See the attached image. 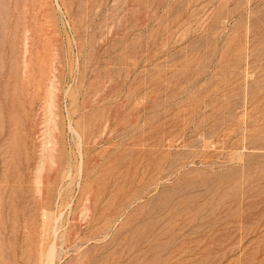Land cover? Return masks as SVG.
<instances>
[{
    "label": "rangeland",
    "instance_id": "obj_1",
    "mask_svg": "<svg viewBox=\"0 0 264 264\" xmlns=\"http://www.w3.org/2000/svg\"><path fill=\"white\" fill-rule=\"evenodd\" d=\"M0 264H264V0H0Z\"/></svg>",
    "mask_w": 264,
    "mask_h": 264
}]
</instances>
